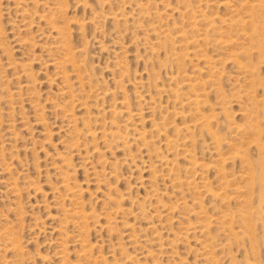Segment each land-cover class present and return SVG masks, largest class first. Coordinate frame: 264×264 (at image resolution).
<instances>
[{"label": "rangeland", "instance_id": "obj_1", "mask_svg": "<svg viewBox=\"0 0 264 264\" xmlns=\"http://www.w3.org/2000/svg\"><path fill=\"white\" fill-rule=\"evenodd\" d=\"M0 114V264H264V0H0Z\"/></svg>", "mask_w": 264, "mask_h": 264}, {"label": "bare ground", "instance_id": "obj_2", "mask_svg": "<svg viewBox=\"0 0 264 264\" xmlns=\"http://www.w3.org/2000/svg\"><path fill=\"white\" fill-rule=\"evenodd\" d=\"M227 1V0H226ZM25 4H27V3H25ZM24 5V4H23ZM260 5V4H259ZM235 6V5H234ZM236 7V6H235ZM249 7V6H248ZM26 10V9H25ZM231 10V9H230ZM52 20V19H51ZM226 22V21H225ZM230 22V21H229ZM240 22V21H239ZM229 24V23H228ZM254 24V23H253ZM252 24V25H253ZM262 25V24H261ZM254 26V25H253ZM256 26V25H255ZM255 28V27H254ZM258 28H259V26H258ZM62 29V28H61ZM63 31V30H62ZM66 37V36H65ZM246 38V37H245ZM63 40H66V38L65 39H63ZM66 42V41H65ZM226 42V41H225ZM64 43V42H63ZM51 45V44H50ZM223 45V44H222ZM263 47V46H262ZM51 48V47H50ZM64 51V50H63ZM66 55V54H65ZM70 55V54H69ZM65 57V56H64ZM232 58V57H231ZM63 59V58H62ZM179 59V58H178ZM69 60V59H68ZM60 65V64H59ZM211 65V64H210ZM238 65V64H237ZM235 66V65H234ZM244 66V65H243ZM62 67V66H61ZM58 68V67H57ZM236 68H238V67H236ZM239 68H241L244 72H247V73H249L250 71L247 69V67H239ZM59 69H60V67H59ZM66 70V69H65ZM63 72V71H62ZM66 77V76H65ZM80 77V76H79ZM259 84V83H258ZM259 85H262V83H260ZM32 93V92H31ZM22 94V93H21ZM178 95V94H177ZM196 96V95H195ZM193 97V96H192ZM250 97V96H249ZM199 106V105H198ZM68 108V107H67ZM66 110V109H65ZM155 112V111H154ZM13 113V112H12ZM1 115V114H0ZM260 116V115H259ZM88 123V122H87ZM205 123V122H204ZM1 124V123H0ZM14 125V124H13ZM90 129V128H89ZM188 129V128H187ZM76 130V129H75ZM254 130V129H253ZM256 130V129H255ZM258 130V129H257ZM90 131V130H89ZM256 132V131H255ZM139 135H140V133H139ZM94 138V137H93ZM250 138V137H249ZM259 146V145H258ZM260 147V146H259ZM262 149V148H261ZM263 150V149H262ZM99 151V150H98ZM61 168V167H60ZM263 179V178H262ZM263 181H264V179H263ZM262 181V182H263ZM67 183V182H66ZM35 185V184H34ZM78 191V190H77ZM18 194V193H17ZM70 198V197H69ZM247 207V206H246ZM245 212H247V211H245ZM84 217V216H83ZM83 219V218H82ZM13 224V223H12ZM86 227V226H85ZM209 231V230H208ZM207 242V241H206ZM208 243V242H207ZM14 245V244H13ZM208 245V244H207ZM14 247V246H13ZM19 248V247H18ZM17 248V249H18ZM14 249V248H13ZM61 255V254H60ZM14 258V257H13ZM208 258V257H207ZM7 261V260H6Z\"/></svg>", "mask_w": 264, "mask_h": 264}]
</instances>
